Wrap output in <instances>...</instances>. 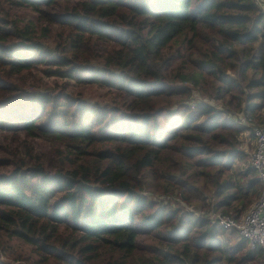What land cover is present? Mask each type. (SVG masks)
Segmentation results:
<instances>
[{
    "label": "trees",
    "instance_id": "16d2710c",
    "mask_svg": "<svg viewBox=\"0 0 264 264\" xmlns=\"http://www.w3.org/2000/svg\"><path fill=\"white\" fill-rule=\"evenodd\" d=\"M248 120L264 124L258 0H0V264L260 263L206 217L259 194Z\"/></svg>",
    "mask_w": 264,
    "mask_h": 264
},
{
    "label": "built area",
    "instance_id": "2783aa9c",
    "mask_svg": "<svg viewBox=\"0 0 264 264\" xmlns=\"http://www.w3.org/2000/svg\"><path fill=\"white\" fill-rule=\"evenodd\" d=\"M258 3L264 15V0H258ZM252 137L253 147L248 163L260 183L257 198L236 218L220 213H211L206 217L218 229L234 231L246 242L248 250L258 247L262 255L261 264H264V124L253 127Z\"/></svg>",
    "mask_w": 264,
    "mask_h": 264
},
{
    "label": "rangeland",
    "instance_id": "374dc122",
    "mask_svg": "<svg viewBox=\"0 0 264 264\" xmlns=\"http://www.w3.org/2000/svg\"><path fill=\"white\" fill-rule=\"evenodd\" d=\"M24 15H27V16H29L31 18L34 15V17H35L34 13L32 14L31 12H28L27 10H21L20 13H19V16H24ZM36 74L38 75L37 77L40 76L39 73H36ZM31 80H32V83H34L36 81V79H31ZM41 81L43 83L47 84L48 86H50L53 89H56L59 85L64 83V80L53 79V78H41ZM68 84H69V88L71 90H74V89H75V91L81 90L83 93H87V94H89V95H91V96H93L95 98H100L102 96V94H103L102 91H97V90H94V89H87V88H81V87L73 89V84L70 81H68ZM30 85L31 84H27V85H23V86L27 87V86H30ZM159 120H160V123H165L166 116L162 115L159 118ZM231 121H233V120H231ZM244 123H245L244 124L245 126L243 127L242 131L240 132L237 141L239 142L240 151H242L246 155L245 156V160H246V164L248 165L247 161H249V155L252 152V147H253L252 129H253L254 126H257V124H260L262 122L256 123L255 121L248 120V121H245ZM18 140H20L19 137L14 141L13 144L16 145L18 143ZM7 143H9L8 140L3 139L2 137H0V146H3L5 144H7ZM1 153L2 152H1V149H0V156H1ZM0 170L2 171V170H4V168L0 167ZM226 233H228L226 235L235 236L232 233V231L226 232ZM10 245H11V247L8 249V252L11 254V258L12 257H18L19 255H21L20 259L23 260L25 258L24 255L27 254L25 247L18 245L14 241H12ZM0 257H1L0 259H2V260L6 259V258H3L4 257V253L2 251L0 252ZM22 262H24L25 264H29L28 261H22ZM256 264H261V262L260 263H256Z\"/></svg>",
    "mask_w": 264,
    "mask_h": 264
}]
</instances>
